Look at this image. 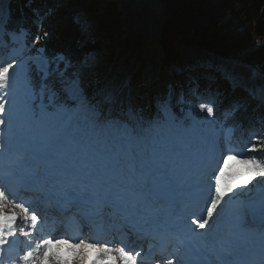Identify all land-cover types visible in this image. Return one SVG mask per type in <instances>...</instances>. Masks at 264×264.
<instances>
[{
    "label": "snow or ice",
    "instance_id": "1",
    "mask_svg": "<svg viewBox=\"0 0 264 264\" xmlns=\"http://www.w3.org/2000/svg\"><path fill=\"white\" fill-rule=\"evenodd\" d=\"M12 2L0 0V40L10 36L14 44H19L12 54L21 59L0 61V126L7 125L14 137L7 145L0 143V149L11 152L16 143L22 144L23 152L7 161L8 165L25 173L24 179L50 195L77 204L111 207L125 219L158 227L162 218L173 215L169 193L190 163L188 130L175 119L174 106L183 104L187 93L199 91L200 78L210 81L205 86L209 92L220 81L229 85L218 100L225 108L226 118H234L240 111L239 101L229 99V90L241 89L264 100V66L222 63L210 66L209 71L195 79L194 74H189L186 79L169 84L166 93L148 92V107L154 105L156 114L146 116L139 102L144 94H134L127 81L117 80L100 69L90 47L95 22L88 13L72 17L75 47L49 56L44 46L28 48L31 32L24 23L28 19L24 10L31 13L39 30L63 0H51L54 6L43 10L38 2L47 4L49 0H19L18 10L11 7ZM13 24L15 28L11 27ZM50 35L44 30L42 35L35 34L31 42L40 44ZM26 49L36 55L25 54ZM217 93L220 95L218 88ZM199 110L212 117L219 107L216 101L201 102ZM17 122L19 128L13 132ZM261 150L264 145L255 142L247 148L251 153ZM229 161L243 165V171L232 172ZM257 178L264 181V162L259 158L238 159L232 153L223 157L214 181L206 185V213L191 219L195 229L186 220L183 224L193 242L192 251H202L203 245L212 252L220 250L217 254L230 255L232 248L243 247L236 229L227 220L236 205L243 218L241 228L258 224L264 237V194L256 201L248 189ZM243 196L248 199H238ZM18 216L27 221L29 208L10 201L0 190V247L15 236ZM30 219L35 230L38 216L33 213ZM21 234L28 235L24 229ZM35 251V256L32 251L27 252L22 264H138L137 257L141 255L122 246L113 248L65 238L44 239ZM228 255H221L224 264H232ZM168 264L173 262L169 260Z\"/></svg>",
    "mask_w": 264,
    "mask_h": 264
},
{
    "label": "trees",
    "instance_id": "2",
    "mask_svg": "<svg viewBox=\"0 0 264 264\" xmlns=\"http://www.w3.org/2000/svg\"><path fill=\"white\" fill-rule=\"evenodd\" d=\"M38 4L42 10L54 6L51 0ZM11 7L16 10L15 4ZM81 12L95 22L90 47L103 72L112 73L117 52L127 51L128 57L139 62L132 80L134 94L145 96L149 67L157 60L159 46L162 70L181 62L178 48L182 46L203 48L252 67L264 66V0H63L39 30L26 9L24 23L31 32L28 44L32 49L46 47L49 56L74 48L76 32L71 20ZM44 30L50 37L33 44L34 35ZM143 96L139 102L147 113Z\"/></svg>",
    "mask_w": 264,
    "mask_h": 264
},
{
    "label": "rangeland",
    "instance_id": "3",
    "mask_svg": "<svg viewBox=\"0 0 264 264\" xmlns=\"http://www.w3.org/2000/svg\"><path fill=\"white\" fill-rule=\"evenodd\" d=\"M105 1H111V0H105ZM182 51V52H181ZM179 52L182 54H184V56H185V61H192L193 59H196V58H198L199 57V53L197 54V53H193L192 52V50L191 51H189V50H186L184 47L183 48H181L180 50H179ZM28 54H30V53H28ZM124 57L125 56H122V57H120V59H119V61H118V64L120 63L121 65H122V61H123V59H124ZM201 57H203V58H208V54H206V53H203L202 54V56ZM131 62V63H130ZM217 63H219V64H222L223 62L221 61V60H218V62ZM228 64H230L229 62H227ZM223 64H226V63H223ZM136 64L133 62V60H132V58L129 60V63L128 64H124V65H122V69L120 70V72H118V73H114L113 75H110V76H113L114 78H116L117 80H120V81H126V76L128 75V74H132L133 75V73L136 71H134V69L136 68ZM131 70L130 71V73L129 72H127L128 70ZM156 72H153V74H155ZM125 74V77L124 78H122L121 76L122 75H124ZM129 75V76H130ZM154 79H155V77L153 76V78H152V80L150 81V86H152V87H154V84H156V82L154 81ZM217 105H218V107H219V110L212 116V117H215L217 114H219L220 112H221V110L223 109V107L222 106H220L219 104H218V102H217ZM151 113L149 114V116L150 117H154L155 116V114H156V109H155V106L153 105L151 108ZM183 112V114H182V118L181 119H186V124H185V126H184V128L185 129H187L188 131H187V133H189L190 131H191V129H192V126H191V124H193V121H190L189 119H190V117L192 116V119L194 118H197V116L198 115H200V118H204V119H206L207 120V118L203 115V114H205V115H207V113L206 112H200V110H197V109H195V110H193L189 115H187V113H184V111H182ZM190 112V111H189ZM196 113V114H195ZM243 114L244 113H241V116H243ZM208 116V115H207ZM246 116V115H245ZM185 117V118H184ZM211 118V117H210ZM181 119H179L178 120V122L180 123L181 122ZM190 121V122H189ZM201 122V121H200ZM19 126H18V123H16V124H14V126H13V128L14 129H17ZM186 133V134H187ZM230 134V131L228 132V134L227 135H229ZM245 134V133H244ZM249 142H252V141H249ZM237 144L240 146V148H239V151H240V153H239V155L237 156L238 157V159L239 158H247V157H256V158H258V156L260 155L259 154V151L258 152H256V153H251V152H248L247 151V148L249 147V146H246V145H243V144H241V143H239V142H237ZM262 151H264V150H262ZM234 163H233V165L232 166H234V169H233V172L235 173V172H240V171H243V168H244V166L243 165H241V164H239V163H237L236 161H233ZM236 162V163H235ZM261 162H264V160H261ZM263 181H261L260 180V178H257V180H254L251 184H249L248 185V189L250 190V196H251V193L257 188V187H259L261 184H263L262 183ZM237 192H240L241 190L240 189H237L236 190ZM225 199H228V197H226ZM238 199H243V200H247L248 199V196H243V197H239ZM237 208H239V205H236V206H234L233 207V209L235 210V209H237ZM239 214H240V212L239 211H237ZM240 216H241V214H240ZM240 218V221L243 223V218H242V216L241 217H239ZM236 220H237V218H236Z\"/></svg>",
    "mask_w": 264,
    "mask_h": 264
},
{
    "label": "bare ground",
    "instance_id": "4",
    "mask_svg": "<svg viewBox=\"0 0 264 264\" xmlns=\"http://www.w3.org/2000/svg\"><path fill=\"white\" fill-rule=\"evenodd\" d=\"M130 69L127 71L130 73ZM128 76V75H127ZM126 76V77H127ZM232 162H229V164L231 165ZM234 163V162H233ZM236 163V162H235ZM233 165V164H232ZM234 169V168H233ZM240 212V211H239ZM241 214V213H240ZM240 214L235 211V212H231L229 213L228 217L231 219L229 220L228 222L231 224V226L236 229L237 231V236L240 240V242L242 243V245H245L247 242L250 241V237L248 236V234L252 231H254V229H249L248 227L247 228H241V224L242 222L240 221ZM237 218V220H236ZM259 227V225H258ZM234 249V248H232ZM34 256V255H33Z\"/></svg>",
    "mask_w": 264,
    "mask_h": 264
}]
</instances>
